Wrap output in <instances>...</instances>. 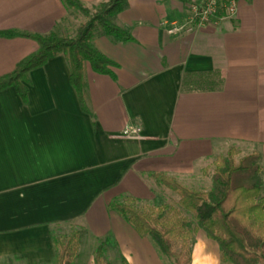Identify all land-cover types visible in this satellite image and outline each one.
Listing matches in <instances>:
<instances>
[{"label":"crops","instance_id":"crops-1","mask_svg":"<svg viewBox=\"0 0 264 264\" xmlns=\"http://www.w3.org/2000/svg\"><path fill=\"white\" fill-rule=\"evenodd\" d=\"M187 1L127 0L109 19L132 40L93 31L91 44L116 65L109 75L85 63V110L62 55L28 73L26 101L13 87L0 90V264H56L53 230L78 231L73 264H95L100 244L108 264H165L109 204L161 203L151 174L211 178L229 150L236 161L259 156L264 196V0H240L233 18L219 13L169 34ZM81 22L62 0H0V32L73 36ZM37 48L0 36V76ZM191 264H224L201 229Z\"/></svg>","mask_w":264,"mask_h":264},{"label":"trees","instance_id":"trees-1","mask_svg":"<svg viewBox=\"0 0 264 264\" xmlns=\"http://www.w3.org/2000/svg\"><path fill=\"white\" fill-rule=\"evenodd\" d=\"M85 17L73 36L30 34L18 31H3L0 36H24L36 41L38 48L20 60L15 68L0 76V90L13 87L26 101L28 73L43 66L50 58L64 56L68 61L69 82L85 110L81 85L84 65L100 74L112 75L115 62L100 53L92 44L93 31L121 40H132L131 34L123 27L111 22L109 17L121 11L127 0H105L97 5L85 6L80 0H62ZM259 156L249 154L236 161L234 152L229 150L216 160L211 176L209 191H194L181 185L175 178L162 173H153L155 182L179 195L181 207L193 214L196 227L182 233L176 227H169L162 210L141 209L138 201L131 196L123 201H113L109 209L116 211L142 236H149L159 252L174 259L175 264H191L193 232L203 230L219 244L221 261L231 264H264V196L261 195L262 181ZM52 233L56 264H73L78 243V231L72 230L67 236ZM103 247L95 250V264H108L103 259ZM121 264H126L124 260Z\"/></svg>","mask_w":264,"mask_h":264},{"label":"rangeland","instance_id":"rangeland-1","mask_svg":"<svg viewBox=\"0 0 264 264\" xmlns=\"http://www.w3.org/2000/svg\"><path fill=\"white\" fill-rule=\"evenodd\" d=\"M91 7L89 8L92 9ZM73 11L79 14V18L82 20V22L85 21L84 16H82L75 9H73ZM177 181L181 185L187 187L188 189L194 190V191H209L212 187L211 178H203V179L201 178L200 179L196 177L195 178L191 177V178H181L180 180H177ZM160 188L163 192V199L161 203H158V204L145 203L144 204V203L138 202V206L141 209H151L152 211H157L158 209L162 210L163 218L166 221L167 226L169 227L174 226L177 228L178 231L182 230V233H184V231H186L187 228H189L190 231L194 230V228L196 227L195 218L192 213L187 212L181 207L180 202H179V195L165 187L161 186ZM63 231L67 233L66 228L62 230V232ZM196 232H193L192 238L190 240V244H191V241L194 239V235ZM67 234H65V236ZM163 256H165L166 258L165 264H175L174 259L166 255H163ZM224 264H231V263L225 262Z\"/></svg>","mask_w":264,"mask_h":264},{"label":"built area","instance_id":"built-area-1","mask_svg":"<svg viewBox=\"0 0 264 264\" xmlns=\"http://www.w3.org/2000/svg\"><path fill=\"white\" fill-rule=\"evenodd\" d=\"M240 0H188L187 12L183 21H172L169 23L168 33L178 34L181 32H193L209 22L211 19L217 18L219 13H223L224 17H235ZM135 137L138 136V129L133 130Z\"/></svg>","mask_w":264,"mask_h":264}]
</instances>
